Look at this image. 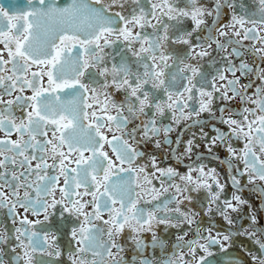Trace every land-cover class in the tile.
Wrapping results in <instances>:
<instances>
[{
	"label": "snow or ice",
	"instance_id": "snow-or-ice-1",
	"mask_svg": "<svg viewBox=\"0 0 264 264\" xmlns=\"http://www.w3.org/2000/svg\"><path fill=\"white\" fill-rule=\"evenodd\" d=\"M29 2L31 3L32 0ZM127 2L129 0H92L89 4L84 0H72L67 7L52 5L46 9H33L29 12H12L10 7L14 5L6 7L0 3V45L3 46L0 48V89L3 90L0 92V105H6L5 109H0V130H4L9 136L12 131L21 136L19 141L0 140V157H3L0 159V169H6L7 164H18L19 168L25 169L19 175L15 171L11 173L0 171V182H2L0 183V207L8 206L5 203L8 200L11 204L9 211L15 216H19V213L15 212L17 205L23 208L25 213L31 211L32 215L37 217L43 215V220L34 221L24 215L20 219L21 227L16 229L18 235L15 239L19 242L18 247L23 249L24 264H33V254L37 252L49 256L60 255V252L54 249L56 236H50L47 232L41 234L34 230L36 225L50 221L51 216L56 215L57 206L62 209L59 214L60 219L67 224L68 233L72 241L78 245L79 253L91 252L93 257L100 255L96 251L100 247L96 233L103 230L98 229L94 223L100 220L108 225V241L103 246L105 255L112 258V264H124L122 257L120 259L116 257L124 251L123 245L118 242V237L126 230L129 232V239L141 252L147 247L142 239V234L145 232L152 233L153 247H163L164 241L156 234L158 226L180 228L183 224L193 223L192 218L197 215L191 210L181 209L180 205L192 200L191 195H184L185 192L207 190L211 197L207 207L209 213L212 212L211 204L220 201L224 185L220 184L215 169H209L206 172L204 166H199L196 169L190 168L187 174L181 175L175 168H161L154 155L148 157V164L137 165L136 161L145 156V152L139 150L142 143L153 142L156 148L162 146L159 139L161 133L165 137L163 143L173 142L167 139L168 133L172 131L171 126L158 127V117L162 118L166 111H171L173 118L177 119L175 113L178 111L179 119L190 118V114L187 117L184 114L187 104L182 99H174L172 92L164 87L163 69L168 67L167 61L170 59L161 50L163 48L161 40L169 39V25L164 23V18L175 20L177 24L183 18H190L194 22L193 31H199L206 23L205 17L215 14L216 18H219L222 4L220 0H216L215 9L210 11L199 4V0H188V5L185 7H178V0H160L159 3H152L151 13L145 12L144 8L140 7L138 13L134 8L128 16L120 12L111 14L113 5L123 9ZM39 3L43 5L45 0H39ZM131 3L139 6L140 0H131ZM225 3L228 7H232L231 0H225ZM92 4L99 7H93ZM258 6L261 14L259 23L264 25V0H258ZM157 9L160 11L159 16L156 15ZM152 20L156 22L152 23ZM249 22L254 25L257 23L256 20L246 21L243 17L238 18L233 14L231 24L224 27L236 29L239 25L243 29L244 39H248L250 33L251 38L256 39L257 29L244 27ZM213 23L215 24V21ZM146 27L156 31H160L162 27L163 36L150 38L143 35L142 31H135L136 28L143 30ZM177 30L179 31V28ZM218 31L221 36L228 35V32L223 29ZM42 32L45 39H41ZM233 34L239 36L241 32L234 31ZM192 35L193 32H186L183 36L177 37L176 42L189 45L195 54L194 58L210 55L202 46L192 45ZM260 39L264 42V37ZM121 41L129 50H132V55L138 58L137 62L143 67L142 72L133 71L129 62L123 58L119 64L113 63L111 67L107 66L105 59L108 53L105 49L113 48ZM216 44L220 49L225 48V45L218 40ZM196 47H201V50L196 52ZM208 47L211 45L209 44ZM255 52L259 53L264 60V48H256ZM5 53L7 59H5ZM233 53L237 56L241 55L236 49H233ZM146 60H150L151 64L145 63ZM180 62L184 63V61ZM34 67L38 70L32 71ZM90 68L98 70L99 75L105 77L106 82L103 85L105 89H112L115 92L123 91L124 102L110 99L109 92L98 93L95 88H90L83 81L85 73ZM180 71L190 73L186 77L189 84L200 74L199 68L192 64H185ZM227 71L235 77L237 71L242 75H248L254 70L246 63L241 62L237 68L229 61ZM255 75L264 81V68L255 70ZM45 77H47V86L44 85ZM172 79L175 80L176 77L173 76ZM219 79L227 80V85L222 86L224 87L223 98L233 99L239 96L242 101L255 107L245 108L240 114V120L233 119L231 116L228 119L222 118V122L229 126L230 132L223 133L217 129L218 135L210 139L208 151L211 153L213 146L217 144L223 146L228 151L229 158L222 163H229L231 169L232 157L243 159L245 168L241 175H248V183L255 184L257 179L264 182V160H259L253 151L258 143L259 151L264 154V83L255 89L254 95L257 98L253 99L252 96L247 95V89L253 86L251 82L240 85L238 77L228 80L223 73L219 75ZM212 87L214 91H220L214 83ZM193 88H195L194 84L184 89L189 93L187 97L189 100L193 98ZM26 89L31 90V96L23 95ZM156 89H162L167 94V101H161L158 98ZM16 91L21 95L10 100L3 99L4 95L11 96ZM89 92L92 93L91 96L88 95ZM228 92H232L233 95L229 96ZM61 93L65 94L64 98L60 95ZM101 95L104 97L103 101L100 99ZM179 95L182 96L183 93ZM199 95L201 100L199 111L195 112L197 116L200 112L212 110L213 92L201 88ZM204 97H207V100L203 99ZM96 104H100L101 111L106 114L103 119L96 115L95 110L89 112ZM13 105H25L31 109L18 124L12 112ZM125 109L127 115L123 114ZM112 110H115L116 115L107 114ZM220 111L224 113L226 109L222 108ZM249 116L252 117L251 120ZM137 120L140 123L128 130V126ZM86 121L90 122L86 123ZM108 122L115 123L116 130L120 132L119 136L113 135L109 139L104 133L105 128L108 131L112 130ZM177 122H179L178 119ZM49 129L52 132L51 139H46L43 143L37 140L38 135L47 137ZM25 134L29 137L28 140H23ZM138 134H142L143 139H138ZM206 137L207 134L201 130V138ZM232 137L246 141L244 149L239 153L231 144ZM105 143L112 146V151L116 153L115 160L103 151ZM194 147L199 145L194 140H188L184 154L190 155ZM29 148H37L43 152H48L50 148L52 164H48L44 158H41L33 169L31 161L36 160L37 157L33 155L29 159L25 155ZM5 150L14 152L23 159L18 162L15 155L6 156ZM86 152H90L91 155L86 156ZM177 160L179 161L180 158L177 157ZM71 164H75V167H69ZM48 168H56L64 176L63 187L58 185V176L49 177L46 173L41 175V172ZM193 171L198 173L195 178ZM119 173H129L137 187L141 186L142 178L143 184L147 185L148 194L152 197L151 200L143 201L145 204L159 200L169 188H175L176 195H173L171 200L153 205L152 208L139 207L141 197L138 193L130 192V181L123 178L117 182L112 180L113 175H119ZM34 174L36 181H30L29 177ZM173 177L178 178L182 183H169L168 188H165V178L171 181ZM37 181L45 183L40 184ZM153 181H159V189ZM232 181L237 192L233 193L231 200L225 199L222 206L218 203L216 210L229 224H232L233 221L227 213L229 211L238 213L247 206L252 224H257L256 209L248 200L243 199L242 195L237 194L243 191L240 181L235 176H232ZM5 184L12 188L10 197L3 191ZM58 187L59 199L55 196ZM20 188L24 189L23 197L19 195ZM29 190L35 192V197ZM42 195L50 197V200L41 199ZM261 195L264 197V188H261ZM85 196L90 199L84 200ZM179 196H183V199ZM173 201L176 206L168 208V204ZM89 206L92 209L90 212L87 211ZM49 209L52 211L50 212ZM261 211H264V203L261 204ZM104 212L108 213L106 220L103 218ZM240 234L248 236L258 245L259 254H249L255 264H264V231L260 232L259 238L255 230L251 233L245 230ZM177 239L180 242L177 243L176 248H187L189 259L180 256L176 260L168 259L164 261V264H191L197 255L199 259L196 260V264H212L208 259L213 255L210 247L220 244L221 239L230 241L231 234L221 238L219 233L213 236L209 229L207 235L200 236L197 233L196 239L187 242H184L183 236ZM201 239L207 243H201ZM4 243H7V240L0 232V244ZM49 248L54 250L47 251ZM112 249L116 250L115 253ZM12 251L15 252V248ZM2 253L3 249L0 248V255ZM70 259L72 264H97L95 259H86L84 255H81L79 259L75 257ZM0 264H5L3 259H0ZM140 264H152V261L142 260Z\"/></svg>",
	"mask_w": 264,
	"mask_h": 264
},
{
	"label": "flooded vegetation",
	"instance_id": "flooded-vegetation-1",
	"mask_svg": "<svg viewBox=\"0 0 264 264\" xmlns=\"http://www.w3.org/2000/svg\"><path fill=\"white\" fill-rule=\"evenodd\" d=\"M72 0H45V4H40L39 0H32L30 3L29 0H0V3H3L6 7L14 5V7H10V11L12 12H29L33 9L40 10L46 9L52 5L57 7H67L70 5ZM85 3H92V0H84ZM160 0H140V5L137 6L129 2L124 4L123 9H121L117 5H113L111 7V14H115L116 12H120L121 14L128 16L132 10L135 8L137 13L140 7H143L145 12L151 13L152 3H159ZM222 7L220 9V15L217 19L215 14L213 16L205 17L206 23L201 26L199 31H193L194 22L190 18H183L182 21L177 24V21L170 20L167 17L164 18V23L169 25L168 36L169 39L167 41L161 40L163 44V48L161 49L166 56H169L170 59L167 61L168 67L164 68L165 76L162 77L165 79L164 87L168 88V91L172 92L174 99H182L187 107L184 109L185 116H189L190 118L179 119L180 113L177 111L175 113L176 118H173V113L171 111H166L165 116L162 118L158 117V127H167L171 126L172 131L168 133L167 139L173 141L171 144L163 143L165 139L163 133H161L159 139H161L162 146L160 148H156L153 142L142 143L139 146V150L145 152V156L139 158L136 161L137 165L140 164H148L149 156H155L156 162L161 168L172 167L175 168L181 175L187 174V172L191 169H196L199 166H204L205 171L207 172L209 169H215L217 178L219 179L220 184L224 185L223 193L221 194L220 201L217 203H212L211 208L212 212L209 213L207 211V207L210 202V194L205 189H201L199 192H185L184 195H191L192 200L185 201L184 204L180 205L182 210H191L197 215L193 217V223L191 224H183L180 228H170L165 225H160L156 228L157 236L164 241L163 247H153L152 246V233L145 232L142 234V239L144 240L147 247L144 251H139L133 241L129 239V232L126 230L120 237H118V242L121 243L124 247V251L120 253L117 259L120 257L123 258L124 264H140L142 260H150L152 264H164V261L168 259L176 260L180 256H184L185 259H189L188 249L180 248L177 249L176 245L180 241H178V237L183 236L184 242L193 240L197 238V233L200 236H205L208 234V230H211V234L216 236L218 233L222 238L224 235L231 234L230 241H223L221 239L220 244H215L210 247V251L213 253L211 257H208L209 261L212 264H255V262L251 259V255H258V245L254 243L252 239L248 236L240 234L243 231H247L251 233L252 231H256L257 237L259 238L260 232L264 231V211H261V204L264 203V197L261 195V188H264V182L259 181L258 179L255 181V184L248 183V175L241 173L244 171L245 165L243 159H238L236 157H232L230 160V164L232 168H229V163H222V161L228 160L229 153L223 146L217 144L213 146L212 152L208 151V145L210 143V139L214 138L218 135L217 129L219 132L229 133V126L222 122L223 119H228L229 116L231 118L240 120L241 113H243L245 108L255 107L249 103H246L241 100L239 96H236L233 99H225L222 97V93L224 91V87L227 85V80H220L219 75L223 73L228 80H232L235 78H239L240 85H247L250 82L253 84L251 88L247 89V95L252 96L253 99L257 98L255 93V89L261 86L264 81H261L255 75V70L259 68H264V60L261 59L259 53L255 52L256 48H264V42L261 41L260 38L264 37V25L260 24L261 14L259 12L258 0H231L232 7H228L225 3V0H220ZM199 4L203 5L210 11H213L216 7V0H199ZM188 5V0H178V7H185ZM93 7H99L98 5L92 4ZM235 14L238 18L243 17L246 21L256 20L257 23L254 25L252 23H246L245 28H253L257 29V38L252 39V34H249L248 39H244L243 29L236 26V29H232L231 27H224L225 25H230L232 22V16ZM156 15H160L159 9L156 10ZM215 21V24L213 23ZM155 20H152V23H155ZM122 26V23H121ZM179 28V31L177 30ZM211 29V31H209ZM218 29H223L228 32L227 36L219 35ZM135 31H142L143 35H147L150 38L162 37L163 29L160 28V31H156L151 27H146L141 30L136 28ZM193 32L192 35V45H200L204 50H207L210 55L194 58V52L191 51L190 46L186 44L177 43L176 39L179 36H183L186 32ZM234 31H240L241 35L236 36L233 34ZM43 32L41 33V39H45ZM225 45L224 49H220L217 47L216 41ZM211 47H208V45ZM3 46L0 45V48ZM138 47V46H137ZM233 49H236L241 55L237 56L233 53ZM201 47H196L195 51L199 52ZM105 52L108 53L106 56L105 62L108 67H111L113 63L119 64L121 59L127 60L132 67L133 71H143V67L140 63H138V58L132 55V50H129L125 44L121 41L118 42L113 48L105 49ZM114 57V59H113ZM5 59H7V54L5 53ZM180 61H184L181 63ZM229 61L237 68L241 64V62L248 64L251 68H253V72L248 75H242L241 72L237 71L235 77L231 72L227 71L229 67ZM145 63L151 64L150 60L144 61ZM185 64H192L195 67L199 68L200 74L194 77L189 84L186 77L190 75L188 72H181L180 70L185 67ZM11 67L10 65L8 66ZM35 67L32 71H37ZM10 74V73H9ZM175 76L176 79L173 80L172 77ZM29 78H31L29 76ZM83 81L89 85L90 88H95L98 93L109 92L111 93L110 99H114L117 102H124L125 93L123 91L115 92L112 89H105L103 87L106 82L105 77L99 75L98 70L89 69L85 76L83 77ZM215 84L216 88H219L220 91H214L212 85ZM195 85V88L192 89L191 100L187 99L189 93L185 92L184 89L186 87H191ZM44 85L47 86V77L44 78ZM203 88L205 91H212L213 98L211 103V112H200L199 116L195 115L196 111H199L201 97L199 95V90ZM3 90L0 89V92ZM158 98L161 101H167V94L162 89L155 90ZM183 93L182 96L179 94ZM21 95L18 91L13 92L11 96L4 95V100L14 99L15 96ZM24 96H31L32 92L30 89H26L23 93ZM62 98H64L65 94H60ZM92 95L91 92L88 94ZM229 96H232V92H228ZM101 101H103L104 97L101 95ZM203 99L207 100V97ZM6 105H0V109H5ZM226 109L224 113H221L220 109ZM31 109L26 107L25 105H13L12 112L16 117V123L18 124L21 119L26 116V113ZM95 110L96 115L103 119L105 117V113L101 111V105L96 104L94 109H90L89 112ZM110 115H116L115 110L110 111ZM124 115H127V111L125 109ZM146 119V118H145ZM252 117L249 116V120ZM90 122V121H86ZM111 131H108L107 128L103 129L104 133L112 138L113 135L119 136L120 132L116 130L114 122H108ZM140 121H134L133 124L128 126V130L139 124ZM201 130L207 134L206 138H201ZM52 138V132L49 129L48 136H37V140L43 143L46 139ZM11 139L14 141L21 140V136L19 133L12 131L11 135H7L4 130H0V140ZM29 137L27 134L23 136V140H28ZM138 139H143L142 134H138ZM188 140H194L199 147H194L193 151L190 155L184 154V149ZM131 143V141H130ZM246 141L244 139H236L235 137L231 138L232 146L239 153L245 147ZM135 146V145H134ZM66 151V148H65ZM103 151H106L110 158L113 160L116 159V153L112 151V146L105 143ZM253 151L256 154V157L259 160H264V154L259 151V144L253 148ZM6 156H16L17 161L23 159V157L17 155L14 152H9L5 150L4 153ZM25 155L31 159L33 155L37 157L36 160L31 161V166L34 169L36 164L39 162L41 158H44L48 164H52V159L50 158V148L48 152H43L38 150L37 148H29L26 150ZM86 156L91 155L90 152L85 153ZM177 157L180 160H177ZM218 157V159H217ZM3 157H0L2 159ZM259 166V164H257ZM43 167V166H42ZM69 167H75V164L69 165ZM127 167V165H124ZM151 171V169H149ZM0 171H7L9 173L15 171L17 175L21 171H25L23 168H19L17 165L7 164L6 169H0ZM46 173L47 176L53 177L58 176L59 187L64 186V176L59 173L56 168H48L41 172V175ZM193 177L195 178L198 173L193 171ZM74 175V174H72ZM232 176H235L240 181V187L243 189L242 193H237L242 195L243 199L249 201V203L256 209V217L258 223L253 225L250 219V213L247 206L243 207L240 212H231L229 211L227 215H229L233 221L232 224H229L228 221L219 214L217 209V204L219 203L221 206L223 205V201L225 199L231 200L233 193L237 192V189L233 186ZM121 178L128 179L130 181V192L132 194L138 193L141 197V203L139 207L144 208H152L155 204H160L162 201L171 200L173 195H176L175 188H169L167 193H164L159 200H153L151 204H145L143 201L151 200V195L147 192V185L143 184V180H140V187H137V184L132 181L129 173H119V175H113L112 180L114 182L120 181ZM10 180V177H8ZM30 181H36L35 174L29 177ZM40 184H44V181H37ZM2 183V182H0ZM13 184L15 182H12ZM156 187L160 188L159 181H153ZM169 183L172 184H180L182 183L178 178L173 177L171 181H168L165 178L164 187L168 188ZM59 187L55 192V196L57 199L60 198ZM214 190L215 187H214ZM3 191L7 193L10 197L12 188L11 186L5 184L3 185ZM33 197H35V192L33 190H29ZM83 191V189H80ZM24 189L20 188L19 195L23 197ZM180 199H183V196H179ZM41 199H49L50 197L41 196ZM90 197L85 196L84 200H89ZM8 206L0 207V232H2L4 238L7 240V243L0 244V248L3 249L2 255H0V259H3L5 264H24L23 260V249L18 247V241L15 239L18 233L16 232L17 228L21 227L20 219L27 215L28 219L43 220V215L34 216L32 212L29 211L25 213L23 208H20L17 205L15 212L19 213V216H15L13 212L9 211L11 206L8 200L5 201ZM117 207L119 205H116ZM175 201L168 204V208L175 207ZM91 207L89 206L87 211H91ZM51 212L52 210L49 209ZM56 215L51 216L50 221H46L42 224H38L35 226V231L43 234L45 232L49 233L50 236L54 235L57 237L54 249L60 252L59 256L56 255H47L41 254L39 252L34 253V262L33 264H72V259L70 257H75L77 259L80 258L81 255H84L86 259H95L97 264H112V258L105 255L104 245L108 241L107 236V228L108 225H105L102 221L97 220L94 221L98 229H102L103 231H98L96 236L98 238V244L100 247L96 249L100 253V255L93 257L92 253L81 254L77 251L78 245L74 241H72L71 236L68 233L67 224L60 219V212L62 209L57 206ZM171 215V213H169ZM67 215V214H65ZM103 218L108 219V213H103ZM15 220V223L13 221ZM201 243H207V241L201 239ZM223 245V247H221ZM15 248V252L12 249ZM53 248L47 249V251H53ZM115 253V249H112ZM251 255H250V254ZM202 254V253H201ZM19 257V259H18ZM135 257V259H133ZM199 259V255H197L195 260L191 261V264H196V260Z\"/></svg>",
	"mask_w": 264,
	"mask_h": 264
}]
</instances>
